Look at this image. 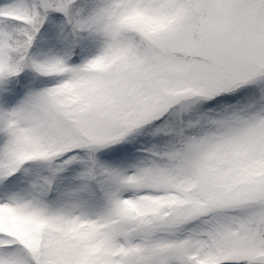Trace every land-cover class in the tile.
<instances>
[{"label":"snow or ice","instance_id":"1","mask_svg":"<svg viewBox=\"0 0 264 264\" xmlns=\"http://www.w3.org/2000/svg\"><path fill=\"white\" fill-rule=\"evenodd\" d=\"M0 264H264V0H0Z\"/></svg>","mask_w":264,"mask_h":264}]
</instances>
